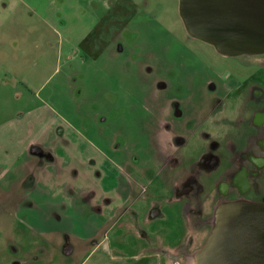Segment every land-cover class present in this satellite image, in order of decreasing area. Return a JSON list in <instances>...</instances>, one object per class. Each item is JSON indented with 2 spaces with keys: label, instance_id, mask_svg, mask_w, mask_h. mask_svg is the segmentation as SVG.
I'll list each match as a JSON object with an SVG mask.
<instances>
[{
  "label": "flooded vegetation",
  "instance_id": "1",
  "mask_svg": "<svg viewBox=\"0 0 264 264\" xmlns=\"http://www.w3.org/2000/svg\"><path fill=\"white\" fill-rule=\"evenodd\" d=\"M118 36L111 41L123 50ZM217 53L222 58L241 56ZM247 55L251 60L240 61L239 67L200 62L199 68L208 71L202 73L201 98H196L199 75L194 67L184 64L181 76L172 78L173 87L167 78L153 79L155 89L139 102L147 137L139 136L140 154L130 145L136 139L122 144L109 138L113 155L87 140L96 155L81 152L84 168H71L68 156L78 159L80 153L76 143L68 145L67 125L46 126L40 137L53 144L30 140L28 154L36 156L37 166L26 174L14 173L24 175L18 188L0 190V264H83L105 239L116 259L110 264H125L124 252L140 244L143 247L136 250L148 247L181 264L178 259H186L209 240L215 213L223 204H264V53ZM241 65L250 72L239 71ZM142 142L149 144L150 153ZM101 156L108 163L102 170ZM88 175L93 185L82 184L81 177ZM78 216L92 232L77 231ZM120 218L123 239L118 248L110 230ZM50 219L54 225H49ZM48 228L58 230L60 243L51 239L55 231ZM235 243L232 247L222 240L218 248L223 255H233L234 263L228 264H264V240L252 239L246 248L239 238Z\"/></svg>",
  "mask_w": 264,
  "mask_h": 264
},
{
  "label": "rangeland",
  "instance_id": "2",
  "mask_svg": "<svg viewBox=\"0 0 264 264\" xmlns=\"http://www.w3.org/2000/svg\"><path fill=\"white\" fill-rule=\"evenodd\" d=\"M117 33L123 50L111 41ZM203 60L236 67L251 59L247 54L222 58L214 46L192 36L179 0H0V172L22 164L30 140L51 146L40 133L52 123L67 125L68 145H77L79 158H67L71 168H84L81 152L96 155L91 142L113 155L109 138L122 144L136 139L130 145L140 154L139 136L147 137L139 102L155 89L151 81L167 78L173 87L172 78L181 76L186 64L198 72L196 98H201L202 73L208 72L199 68ZM237 69L250 72L244 65ZM142 145L150 153L149 144ZM100 160L105 169L108 163ZM81 182L94 184L89 175ZM122 223L120 218L110 230L118 248ZM74 226L85 234L93 231L81 216ZM57 233L51 239L60 243ZM178 262L197 264L194 255Z\"/></svg>",
  "mask_w": 264,
  "mask_h": 264
},
{
  "label": "water",
  "instance_id": "3",
  "mask_svg": "<svg viewBox=\"0 0 264 264\" xmlns=\"http://www.w3.org/2000/svg\"><path fill=\"white\" fill-rule=\"evenodd\" d=\"M179 14L192 36L222 54L264 53V0H179ZM215 217L211 237L192 254L197 264L234 263L233 255L219 252L222 240L234 247L239 238L243 248L250 246L252 239L264 240L262 203L227 202L216 211Z\"/></svg>",
  "mask_w": 264,
  "mask_h": 264
},
{
  "label": "crops",
  "instance_id": "4",
  "mask_svg": "<svg viewBox=\"0 0 264 264\" xmlns=\"http://www.w3.org/2000/svg\"><path fill=\"white\" fill-rule=\"evenodd\" d=\"M25 154L22 159H20V163H22L19 167L10 166L9 168H5V172H0V187L3 185L0 189L2 192L7 193V191L11 192L13 189L18 188L21 184L24 182V175H20L19 177H15L14 173L20 172L23 174H26L31 171L32 168L37 166V158L36 156H32L33 154H28L29 150L28 148L25 150ZM20 158V156H19ZM52 166V165H50ZM54 166H58V161L54 164ZM53 167V166H52ZM37 182L34 184L36 188ZM3 195V194H2ZM1 195V196H2ZM4 196V195H3ZM3 200L5 197H3ZM11 201H16V203H19V199H15V197H8ZM22 200V199H21ZM36 200V199H35ZM5 213H2V218ZM102 243L104 244V249L101 251L99 250ZM101 244L97 246L96 254L90 255L83 264H110L111 261H115L116 259L113 258L114 256H111L110 253V246L108 241L105 239L102 241ZM48 247H51L50 244ZM143 247L142 244L137 246L136 249H139ZM145 247V246H144ZM133 250L132 252H124L122 259L124 260L125 264H173V260L171 258L163 256L161 253L152 251V249H149L146 247L145 249L139 251V250Z\"/></svg>",
  "mask_w": 264,
  "mask_h": 264
}]
</instances>
